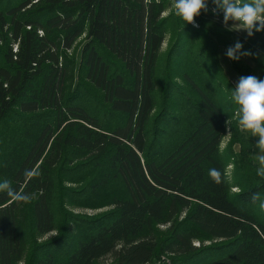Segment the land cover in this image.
<instances>
[{
    "label": "trees",
    "instance_id": "trees-1",
    "mask_svg": "<svg viewBox=\"0 0 264 264\" xmlns=\"http://www.w3.org/2000/svg\"><path fill=\"white\" fill-rule=\"evenodd\" d=\"M0 5V181L34 194L26 204L0 194V264L23 261L31 241L25 234L29 217L39 234L54 230L55 172L85 158L106 162L127 195L115 198L109 213L82 219L91 232L67 255L58 258L53 245L42 246L46 255L33 257V264H98L107 256L119 264H147L160 247L156 223L171 225L166 252L188 254L196 250L194 239L217 240L197 264H264V212L246 202L253 190L230 193L216 156L226 106L191 74L185 80L198 98L194 128L165 156L149 146L156 65L166 36L163 0H0ZM84 33L87 78L111 109L126 116L110 129L67 97L73 68L64 52ZM235 67L249 75L248 67L238 62ZM212 168L221 171L222 183L212 181ZM32 169L39 175L27 180L24 172ZM256 180L263 185L254 193L264 194V178Z\"/></svg>",
    "mask_w": 264,
    "mask_h": 264
},
{
    "label": "rangeland",
    "instance_id": "rangeland-1",
    "mask_svg": "<svg viewBox=\"0 0 264 264\" xmlns=\"http://www.w3.org/2000/svg\"><path fill=\"white\" fill-rule=\"evenodd\" d=\"M163 1L167 5L163 14V19L166 20V36L156 65L155 109L147 126L149 146L153 152L165 156V152L169 154L171 150H176L175 145L181 136L194 128V107L198 98L185 80V74H191L221 105L226 106L228 112L226 129L216 153L225 168L228 190L235 196L253 190L246 196V202L252 206L257 205L251 200L255 190L263 185L256 180L257 164L254 157L258 151L255 146L257 138L239 130L234 118L236 105L227 96L230 97L231 89L241 77L240 70L235 67L237 62L242 68H249V75L264 79V32L247 38L246 32L226 30L223 26V14L214 15L211 11L214 7L212 0L208 2L209 11L202 12L196 18L195 26L184 24L175 15L173 0ZM86 40L84 33L70 50L64 52L69 69L73 68L72 79L67 85V97L86 107L101 120L105 128L110 129L124 123L126 116L111 109L104 93L87 78L82 57ZM237 40L243 44V51H250L253 55L241 57L238 61L229 59L226 50L234 46ZM3 50L0 42V61ZM112 61L122 70L119 62L115 59ZM20 128L23 132L24 126L21 125ZM8 133L9 131L7 136ZM112 175L113 171L106 162L90 158L76 159L57 168L52 207L55 228L49 233L39 234L29 217L25 234L31 241L23 261L19 264H33V257L45 256L42 246L53 245V254L58 258L63 257L76 247L75 243L79 239L87 237L91 231L86 228L82 219L98 218L109 213L114 209L111 202L117 197L127 195L128 191L121 177L111 178ZM184 217L185 214L177 217V224ZM182 225L183 229L188 227V224ZM170 226V223L154 225L153 233L160 247L152 262L147 264H197L201 254L212 252L211 248L214 249L218 243L212 238L202 237V240H193L196 250L192 253L166 252L164 247L169 241L168 238L172 237ZM98 264L119 263H116L113 256H107L100 259Z\"/></svg>",
    "mask_w": 264,
    "mask_h": 264
},
{
    "label": "clouds",
    "instance_id": "clouds-1",
    "mask_svg": "<svg viewBox=\"0 0 264 264\" xmlns=\"http://www.w3.org/2000/svg\"><path fill=\"white\" fill-rule=\"evenodd\" d=\"M209 0H173L172 7L175 15L184 24L195 26L196 17L209 11ZM214 15L223 14V26L228 31L246 32L247 38L255 33L264 32V0H212ZM231 22V24H230ZM243 44L237 40L234 46L226 50V56L238 61L241 57L252 56L250 51H243ZM231 100L236 105L234 118L239 130L257 138L258 149L254 159L257 164L256 175L264 178V79L254 75L241 76L234 88L231 89ZM25 178L31 180L39 175L38 170H25ZM208 175L216 184L223 182L220 170L209 169ZM0 194L7 196L10 203H30L34 194L17 190L8 180L0 181ZM252 203L257 204L264 212V194L254 193Z\"/></svg>",
    "mask_w": 264,
    "mask_h": 264
}]
</instances>
